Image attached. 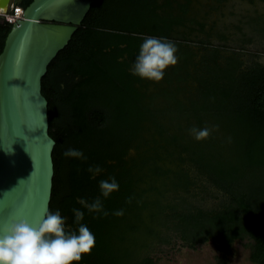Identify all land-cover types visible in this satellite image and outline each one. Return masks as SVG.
Segmentation results:
<instances>
[{
    "label": "trees",
    "instance_id": "obj_1",
    "mask_svg": "<svg viewBox=\"0 0 264 264\" xmlns=\"http://www.w3.org/2000/svg\"><path fill=\"white\" fill-rule=\"evenodd\" d=\"M191 3L95 0L41 78L55 142L48 211L74 231L80 209L95 236L91 254L73 264H155L154 252L173 240L212 241L217 264L240 241L264 264V64L247 48L264 40V12L254 7L217 27ZM11 25L0 21V51ZM147 36L177 47L178 62L158 82L131 73ZM214 126L200 141L189 132ZM70 148L87 159L65 157ZM96 165L103 171L93 177ZM109 177L119 190L103 198L99 181ZM97 197L107 216L79 204Z\"/></svg>",
    "mask_w": 264,
    "mask_h": 264
},
{
    "label": "water",
    "instance_id": "obj_2",
    "mask_svg": "<svg viewBox=\"0 0 264 264\" xmlns=\"http://www.w3.org/2000/svg\"><path fill=\"white\" fill-rule=\"evenodd\" d=\"M6 1L0 0V7ZM94 1L31 0L5 36L0 51V224L20 218L36 224L48 211L55 142L48 134L41 78Z\"/></svg>",
    "mask_w": 264,
    "mask_h": 264
},
{
    "label": "clouds",
    "instance_id": "obj_3",
    "mask_svg": "<svg viewBox=\"0 0 264 264\" xmlns=\"http://www.w3.org/2000/svg\"><path fill=\"white\" fill-rule=\"evenodd\" d=\"M176 52L175 43L165 37H144L131 73L133 76L158 82L163 78L165 69L178 62ZM63 86L60 85L61 88ZM214 130L216 126L211 129L192 127L189 132L194 139L200 141L207 139ZM63 155L87 159L82 151L74 148L65 150ZM87 171L95 177L103 169L96 165L89 166ZM99 189L101 196L108 198L111 193L119 190V184L115 177H109L99 181ZM127 202L131 203V197ZM79 204L89 213L108 215L100 197L92 202L81 198ZM72 212L78 224L74 231H66V220L59 210L46 212L36 224L29 223L23 218L0 224V264H73L81 261L83 255H90L95 246V236L85 224L80 223L85 213L77 208H73ZM123 214V209L114 213L116 216Z\"/></svg>",
    "mask_w": 264,
    "mask_h": 264
},
{
    "label": "rangeland",
    "instance_id": "obj_4",
    "mask_svg": "<svg viewBox=\"0 0 264 264\" xmlns=\"http://www.w3.org/2000/svg\"><path fill=\"white\" fill-rule=\"evenodd\" d=\"M191 4L192 8L197 10L199 19H204L208 24L214 22L217 27L223 24L231 25L237 20L239 14L245 10H253L254 7L264 12V3L260 0H256L255 6H250L246 0H226L220 7L214 8L213 0H192ZM247 48L249 55H257L256 59L264 64V40L254 38ZM212 201L208 198L204 202L209 205ZM248 253V248L243 242L235 241L232 244L231 253L226 257L227 262L228 264H254L249 260ZM153 256L155 264H217L221 258V254L212 241L190 248L178 240H173L171 244L160 245Z\"/></svg>",
    "mask_w": 264,
    "mask_h": 264
},
{
    "label": "flooded vegetation",
    "instance_id": "obj_5",
    "mask_svg": "<svg viewBox=\"0 0 264 264\" xmlns=\"http://www.w3.org/2000/svg\"><path fill=\"white\" fill-rule=\"evenodd\" d=\"M26 0H7L6 4L2 7H0V21H7L4 17V14L10 13L15 7H19L23 9L26 7H24V3ZM8 22V21H7ZM49 209V207H48ZM48 212V211H47ZM69 228V225L66 224L65 222V229Z\"/></svg>",
    "mask_w": 264,
    "mask_h": 264
},
{
    "label": "built area",
    "instance_id": "obj_6",
    "mask_svg": "<svg viewBox=\"0 0 264 264\" xmlns=\"http://www.w3.org/2000/svg\"><path fill=\"white\" fill-rule=\"evenodd\" d=\"M22 15V9L19 7H15L10 13L4 14L5 19L10 22L14 23L17 19H20Z\"/></svg>",
    "mask_w": 264,
    "mask_h": 264
}]
</instances>
